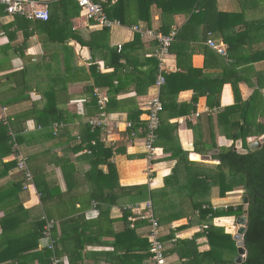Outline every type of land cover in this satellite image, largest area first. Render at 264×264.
I'll use <instances>...</instances> for the list:
<instances>
[{"label": "crops", "instance_id": "crops-1", "mask_svg": "<svg viewBox=\"0 0 264 264\" xmlns=\"http://www.w3.org/2000/svg\"><path fill=\"white\" fill-rule=\"evenodd\" d=\"M34 1L48 10L49 25L48 20L20 17L16 21V15L0 13V77L5 78L0 84V120L7 123L21 112H30L26 120L17 123H21V130L13 148L28 158L31 173L30 166L41 182H48L51 191L42 201L35 183L24 187V176L17 166L0 177V264H51L49 257L43 256L45 241L35 239L43 215L56 222L52 237L58 252L65 246L59 256L63 264H154L149 254L148 222H130V217L140 212L139 205L151 200L150 194L139 198L137 189L130 195H121L119 190V186L144 184L161 194V203L167 206L164 217L182 212L180 219L160 226L165 246L163 264H212L204 256L180 258L186 249L175 246L177 239L199 234L197 247L191 250L205 252L210 248L203 227L211 220L201 218L182 191L184 174L198 163L215 168L218 161L211 155L218 149L203 150L213 142L218 146L233 144L226 136L231 127L229 119L241 115L239 108L232 106L233 86L245 101L258 87L256 77L264 71L260 54L264 49L263 0H214L206 6L207 17L200 15L191 22L184 12L185 0H147L140 5L138 11L149 18V27L177 29L165 66L167 74L178 76L160 90L163 110L152 155L145 148L144 105L155 93L156 43L142 36L134 43L136 32L132 30V26L145 27L148 22L143 19L132 26L121 24L103 31L81 17L71 0ZM115 2L111 0L110 4ZM135 6L130 0L132 12L137 10ZM255 19L259 25L250 30ZM209 40L222 46L224 54L212 48ZM228 42L233 43L231 51ZM118 54L122 57L117 58ZM22 70L24 73L12 81L4 77ZM176 89L180 91L173 95ZM91 96L103 97V104H91ZM48 108L53 114L42 113ZM91 119L100 121L103 141L117 150L110 158L116 166L117 180L107 177L106 165L98 166L101 174L95 170L91 173L92 157L83 145L79 147ZM11 134L15 139L16 132L11 130ZM194 142L200 151H194ZM178 145L187 160L180 159ZM16 152L2 161L14 159ZM111 185L117 196L99 205L105 211L100 214L91 195ZM208 193L204 198L213 208L236 205L231 195L235 190L220 197L218 187L212 186ZM126 210L130 215L123 218ZM222 219L233 222L234 218L215 217L212 223L234 235L231 228L220 223ZM67 252L73 255V263Z\"/></svg>", "mask_w": 264, "mask_h": 264}, {"label": "trees", "instance_id": "trees-1", "mask_svg": "<svg viewBox=\"0 0 264 264\" xmlns=\"http://www.w3.org/2000/svg\"><path fill=\"white\" fill-rule=\"evenodd\" d=\"M71 1L74 2L75 5L77 6L78 8L77 13H80V8L77 5V3L74 0ZM94 1L101 4L103 8V12L109 19L119 21L120 23L119 25L122 24V25L132 26L137 21L145 19L148 23L147 26H145L144 28L154 29L149 27L150 26L149 18H143L142 16L143 11H138L140 5L146 2L147 0H134L136 4L135 7L137 8V10L134 9L133 12L129 7L130 0H125V1L116 0L117 2H115L112 5L110 4L111 0H106L104 2L100 0H94ZM185 1L187 3V10H185L184 12L188 16L187 21L189 22L195 20L200 15H203L204 18L207 17V15L209 14L207 10H205L207 9L206 6H209V4L214 3V0H185ZM255 1L256 3L258 1L262 2V0H255ZM168 3H170V1H168ZM1 11H3L2 8H0V13H2ZM20 17L25 18L23 16L16 15L14 20L17 21L18 19H20ZM49 20L50 18L48 19L47 25H49ZM261 24H262V20H261ZM257 25H259L258 19L253 20L251 22V25H249L250 30H252L253 28H257ZM136 26H140V24L139 25L136 24ZM111 28L113 27H102L101 29L103 31H106ZM172 29L173 28L168 30L167 28L165 29L161 27V28H155L154 30L162 33H168ZM208 29L210 31L215 30V28H208ZM175 30L177 35V29ZM139 36L142 35L136 33L133 40L134 43L139 41L138 40ZM221 36L223 37V39H226L225 35L222 34ZM25 37L27 38V35H25ZM152 41L156 43L155 40ZM82 43L86 44V42H82ZM228 45H229V51H231L233 43L228 42ZM156 48H157V43H156ZM113 51L115 52V50H112V53ZM229 51L228 54H230ZM260 54L263 56L261 59L264 60V49L260 51ZM116 56H118L117 58H121L122 54H118ZM153 57L155 58L154 53H153ZM178 58L179 56H177V62L179 64ZM155 61H156L155 62L156 66L154 70V75L156 78L158 60L156 59ZM22 73H24V70L16 73L13 72L8 73L4 77H7L6 80L12 81L13 78H15L14 76H17ZM177 76H178L177 73L167 74V72H165L164 73L165 80L163 85ZM155 78H154L153 86L154 89L156 90ZM3 79L5 78L0 77V84L2 83ZM256 79H257L256 82L258 83V87L251 94L250 98L245 101L240 100L235 84L233 86V90L235 94L234 95L235 103L232 106L234 108H239V110L241 111V115L239 118H234L232 120L229 119L231 121V127H229L230 131L229 133L226 134V136L230 137V139L233 141V144L230 146H218L215 142H213L207 147V149L206 147L203 149L205 151L208 149L210 150L218 149L217 153L211 155L212 160L218 161L215 168H207L202 166L200 163H198L197 164L198 167L192 166L186 169V173L184 174L185 189L182 191H184V194L188 197V200L191 202L193 209L199 211V216L203 219L208 217L211 220L207 225H204L206 227H203L204 230L206 231L205 235L207 237L210 248L205 252H197L195 249L191 250L193 246L197 247L195 243V239L198 237L199 234H194V236L190 239H177L175 242V246L182 247L184 250L186 249L184 253L180 254V258L187 257L188 259H200L201 256H204L209 258L212 264H234V258L237 255L236 241L233 239V235L231 233L225 232L223 227L215 226L212 223V219L215 217L233 216L234 218L233 221L235 223L236 218L238 216L245 215L246 229L243 234L242 240H243L244 248L246 250V254L244 260L240 264H264V142L261 143L260 147L254 150H249V144L251 143V141L264 134V95L262 93V88L264 87L263 70L261 72V76L256 77ZM15 83L16 86L19 85L17 81ZM163 85L159 89V95ZM179 91L180 90L176 89L173 92V95H176L177 93H179ZM90 102L91 104L96 103L97 98L91 96ZM216 104L219 105L218 100ZM29 113H30L29 111L21 112L15 115L12 119L9 118L8 120L9 122L7 123L0 120V161H1L0 165L2 164V169H0V177L7 175L10 170H12L17 166L15 157L14 159H11L7 162H3L2 159L3 157L10 156L11 154H14L16 152V150L13 147L15 143L19 141V135L17 131L21 130L20 129L21 123L19 125H17V123L21 122V119L23 121L26 120L29 117ZM42 113L43 114L47 113L49 115H51V113L53 114V112L49 108L43 110ZM258 118H261L262 120L258 121L257 120ZM11 130L16 132L15 139L11 134ZM145 130H146V125H145ZM84 135L85 137L81 139L79 147L82 148L81 146L83 145L85 152L89 153V155L92 157L90 172L93 173V171L95 170L96 174H101V170L98 169V166L106 165L108 169L106 174L107 177L110 178L111 180V177L115 176L117 180L118 175L116 173V166L113 162L110 161V158L113 156L114 151L117 152V150H114L112 144L103 141V133L101 132V126L92 125L90 123L86 124ZM249 137L251 138V141L248 140ZM239 139H241L242 141V148L247 150L245 153H240L237 150L233 149V147L235 146V142ZM178 149L180 150V159L184 158L187 160L186 152L181 150L179 145H178ZM194 151H200L196 146V142H194ZM173 154L174 153H172V155ZM27 163H28V158H27ZM61 167L64 172V179L66 183H68V175L66 173L65 167L63 165ZM30 168L33 173L32 176L35 186L37 187L38 192L40 193V198L42 201H45V195L46 197L50 196L51 188L46 180L41 182V180L38 179L39 175H37V172L33 171V168L31 166ZM174 168L171 173L172 176H174L176 173ZM23 180L25 182V178H23ZM212 186L218 187V195L220 197L226 196L227 193L234 191L235 187L240 186L241 187L240 189H242L243 192L242 198L244 197L248 198V207L246 213H244L243 211V207H244L243 200H242L243 204L237 203L236 205H227L224 208H219V207L213 208L207 202V199L204 198V196L209 195L208 191H210V188ZM133 189H137L136 194H138L139 198L146 197L148 196V194H150L149 198H151V200L150 199L149 200L151 201L152 204L153 216L157 220L159 226H161L163 222L164 223L170 222L172 220H177L182 217V212L179 213L178 211L174 212L170 216L164 217V213L166 212L167 206H163V203H161V199H162L161 194L160 193L157 194L156 192L149 190L146 184L140 186H133V187L119 186V190H121V195H130L131 190ZM46 191L48 192L47 194ZM67 191H72V189L68 188ZM59 196H63V194H59ZM116 196L117 194L115 193V189L111 185L109 187H102L100 188V190H96L95 192L92 193L91 198L97 202L96 206L98 205V207L100 208V214H104L105 211L103 207L99 205L103 203L104 204L108 203L109 197H116ZM139 208H141V210L137 214V216L135 217L134 215L135 218L134 217H130V218H133L134 220L142 219L148 222L147 219L141 218V216L146 212L145 209L143 208V206L141 207L140 205ZM172 208H176L175 210H180V206L178 207L176 205H173ZM129 215L130 212L126 210L123 213V218L128 217ZM228 222L229 221L227 220L226 223ZM40 224L42 226L40 233L39 232L36 233V237H35L36 242L38 239L42 238V230L44 224L43 220L41 221ZM160 239H161V235H160ZM36 245L37 244H34L35 247ZM64 247L65 246H61V250L58 252L57 249H59V246L54 242L53 251L43 247V256L49 257V260H51L52 255H54L55 252L57 251V254L55 255L59 258V256L61 257V255L64 253ZM51 251L53 252V254ZM67 254H68V259L70 260V262L73 263L72 260L73 255L69 252H67ZM164 255H165V250H164ZM63 263H64L63 260H61L60 264Z\"/></svg>", "mask_w": 264, "mask_h": 264}, {"label": "built area", "instance_id": "built-area-1", "mask_svg": "<svg viewBox=\"0 0 264 264\" xmlns=\"http://www.w3.org/2000/svg\"><path fill=\"white\" fill-rule=\"evenodd\" d=\"M80 8V16L88 22H93L99 27H113L118 26L120 23L117 20L109 19L103 12V8L100 3L94 0H74ZM0 8L6 15H21L31 20H43L49 19V12L46 8L40 7L39 3L34 0H0ZM132 30L144 37L151 38L157 43V48L154 51V56L158 60V66L156 71L155 80V93L145 103L144 108L146 110V134H145V148L148 155H152L155 151V141L157 138V130L160 124V112L163 109L161 98L159 95V89L164 83V73L167 72L165 66V58L169 54L171 44L176 37V30L173 28L168 33H162L155 31L154 29L144 28L142 26H132ZM208 44L217 50L219 53L224 54V49L215 41L209 40ZM120 49V46H118ZM97 102L102 105L104 102L103 97H97ZM90 124L99 125L100 121L91 119ZM17 168L22 171L25 178L24 187L33 185L34 180L32 173L28 167L27 157L20 151L15 154ZM95 206V204H94ZM145 214L141 218H145L149 222V252L154 264L164 263V246L160 239V226L157 220L153 216L152 204L150 200L143 203ZM43 230L42 241H45L43 247L50 250H54V240L52 237V230L55 226V221L46 215H43ZM134 219L130 218V222ZM206 227V226H204ZM60 259L54 254L51 258V264H60Z\"/></svg>", "mask_w": 264, "mask_h": 264}, {"label": "water", "instance_id": "water-1", "mask_svg": "<svg viewBox=\"0 0 264 264\" xmlns=\"http://www.w3.org/2000/svg\"><path fill=\"white\" fill-rule=\"evenodd\" d=\"M263 142H264V134L259 136L256 141H253L249 144V150H254V149L260 147L261 143H263ZM233 149L237 150L240 153H245L247 151L246 149L242 148L240 140H238L236 142V145L233 147ZM243 202H244L243 211H244V213H246L247 205H248V198L244 197ZM236 223H237V225H239V229H238L237 233L233 235V239L236 241V246H237V255L234 258V264H240L244 260L245 254H246V250L244 248L243 240H242L243 234H244L245 229H246V217H245V215L238 216L236 218Z\"/></svg>", "mask_w": 264, "mask_h": 264}, {"label": "rangeland", "instance_id": "rangeland-1", "mask_svg": "<svg viewBox=\"0 0 264 264\" xmlns=\"http://www.w3.org/2000/svg\"><path fill=\"white\" fill-rule=\"evenodd\" d=\"M257 139H258V137L256 139H254L252 141L250 140V141L253 142V141H256ZM240 188H241L240 186L235 187V193L231 194L232 197H235L232 202H234L236 204L237 203L243 204V202H242L243 192H242V189H240ZM226 221H227V219H222V220H220V223L222 222L221 224H223V226H226V227L228 226L229 228H231L233 234H236L238 229H239V225H237L236 222L234 223V221L232 222V220H228L229 221L228 223H226Z\"/></svg>", "mask_w": 264, "mask_h": 264}, {"label": "flooded vegetation", "instance_id": "flooded-vegetation-1", "mask_svg": "<svg viewBox=\"0 0 264 264\" xmlns=\"http://www.w3.org/2000/svg\"><path fill=\"white\" fill-rule=\"evenodd\" d=\"M247 207H248V205H247Z\"/></svg>", "mask_w": 264, "mask_h": 264}]
</instances>
